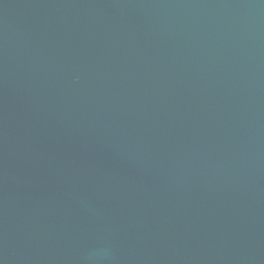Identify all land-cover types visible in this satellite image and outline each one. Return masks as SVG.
<instances>
[{
	"label": "water",
	"instance_id": "1",
	"mask_svg": "<svg viewBox=\"0 0 264 264\" xmlns=\"http://www.w3.org/2000/svg\"><path fill=\"white\" fill-rule=\"evenodd\" d=\"M0 264H264V0H0Z\"/></svg>",
	"mask_w": 264,
	"mask_h": 264
}]
</instances>
